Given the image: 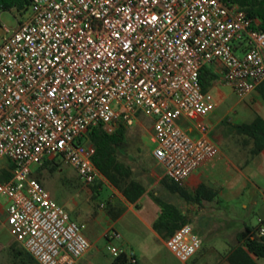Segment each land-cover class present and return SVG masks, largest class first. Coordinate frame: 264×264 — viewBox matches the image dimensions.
Segmentation results:
<instances>
[{
  "label": "built area",
  "instance_id": "2783aa9c",
  "mask_svg": "<svg viewBox=\"0 0 264 264\" xmlns=\"http://www.w3.org/2000/svg\"><path fill=\"white\" fill-rule=\"evenodd\" d=\"M204 66L216 73L210 87L227 84L240 99L264 80V31L234 0H31L0 44V160L13 165L0 195L9 233L39 264H76L91 243L31 165L58 156L84 184L105 181L86 131L143 114L153 120V157L181 186L217 152ZM257 226L263 235L264 218ZM200 245L189 223L166 239L181 263Z\"/></svg>",
  "mask_w": 264,
  "mask_h": 264
},
{
  "label": "crops",
  "instance_id": "0c3cea01",
  "mask_svg": "<svg viewBox=\"0 0 264 264\" xmlns=\"http://www.w3.org/2000/svg\"><path fill=\"white\" fill-rule=\"evenodd\" d=\"M262 83H264V80L258 86ZM258 86L255 88L256 90ZM252 97H254V94ZM252 99L246 98L247 101L240 109L239 117L235 121L230 122L239 124L250 121L255 112L264 118V110H262L264 106H261L262 108L260 109L256 108L254 112L250 109ZM209 114L204 117V121L208 120ZM141 115L143 114L137 115L135 122L145 126L147 122L152 121V136V118L144 115L147 117L144 120L141 118ZM227 135L230 138L228 142L229 146L226 145L227 151L225 152L215 143L217 152L214 157L193 171L181 185L187 193L193 195L198 186L203 184L215 191L216 195L214 198L207 199L201 196L196 201H185L161 184L160 180L165 176L163 174V167L156 160L160 168H150L148 166L149 168L147 169L141 167L139 172H136L134 167L129 163L134 170L136 178L144 184L145 191L135 203L126 201L121 195L120 203L123 206V212L117 218L112 219L113 223L121 221L128 214H133L139 217L144 228L149 236L154 239L155 243L162 244L167 248L166 239L162 238L152 226L160 211V207L153 196H159L166 201L176 204L180 208L187 218V223L192 226L194 232L200 238V248L189 260L199 255L201 257V264H230L226 260V256L230 248L236 243V234L245 226L256 227L258 219L264 218V146L255 154H252L254 145L250 137L238 135L239 137H235V139L233 137L232 139L230 134ZM153 159L155 158L153 157ZM141 173H149L156 178L155 182L159 181L169 199L158 195L157 191L152 189L153 185L146 186L144 181L138 178V175ZM63 179L67 182L70 181L65 174L63 175ZM146 194H151L157 206L148 204V206L143 207L142 200ZM181 201H183V205ZM248 214H251V219L247 218ZM211 216L220 217L223 220L218 223L209 222L207 219ZM234 220L237 221L236 226L232 225V221ZM132 230L141 238L137 244L132 243L121 232L114 230L118 234V237L112 239H122L115 246L125 251L133 250L136 257L135 264H166L158 255L155 246L147 241V238L140 230L136 227H132ZM107 231L104 233V236ZM207 239H211L212 241L209 249H205V241ZM90 243L92 246L93 243ZM90 248L77 260L76 264H112L113 258L108 261L100 254L89 255ZM218 248H223V251H220ZM147 250L150 253L148 256H145L144 252ZM258 264H264V261L260 260Z\"/></svg>",
  "mask_w": 264,
  "mask_h": 264
},
{
  "label": "rangeland",
  "instance_id": "374dc122",
  "mask_svg": "<svg viewBox=\"0 0 264 264\" xmlns=\"http://www.w3.org/2000/svg\"><path fill=\"white\" fill-rule=\"evenodd\" d=\"M28 15L29 9L22 16L17 15L13 10L0 12V44L3 38L17 27L18 21H24ZM209 90L214 99V107L205 123L210 129L212 140L226 152V145L229 146L228 142L230 141L227 134H230L232 139L233 137L234 139L235 137H239L228 121H235L239 117L240 109L247 101L246 98L250 100L253 98L250 106L252 112L256 108L260 109L262 108L261 106H264V99L256 89L246 98L240 99L235 95L232 88L224 83H217L211 86ZM253 94L254 97H252ZM141 118L146 120L147 117L141 115ZM221 119H223L222 122H220ZM145 126L135 122L132 126L127 127L126 130L127 147L124 151L125 155L121 159L130 163L136 172H139L141 167L147 169L149 167L160 168L152 156L154 147L151 141L152 121L147 122ZM50 159H53L54 163L58 164L54 170L51 171L48 167L40 169L41 164H33L31 165V175L38 179L53 200L62 207H66L65 210L74 221L84 224L83 232L90 242L93 243L88 252L89 255L100 254L106 260H112L114 256L106 246L108 244L118 245L122 239H111L108 242L104 233L107 230L110 232L117 230L130 239L132 243L137 244L141 238L132 230V227H136L147 238V241L155 246L158 255L166 264H201V257L199 255L185 263L179 262L165 246L155 243L154 239L149 236L144 228L139 217L133 214H128L124 219L114 224L113 220L107 215L106 208L109 201L117 207L121 202V194L105 180L102 181L101 188L97 189L95 197H92L93 193L89 192L87 185L81 181L71 166L66 165L58 156H53ZM5 163H7V160H0V166ZM64 174L70 181L67 182L63 179ZM138 178L142 179L146 186L153 185L152 189L157 191L158 195L169 199L167 193L164 192L163 186L159 184V181L155 182L156 178L149 173H141L138 175ZM6 201L7 199L3 195H0V243L6 246L0 250V264H12L13 259L10 244L14 240L8 231L6 223ZM148 204L157 206L151 194H146L142 200L143 207L148 206ZM181 204L183 205V201H181ZM251 217V214H248L247 218L251 219ZM207 220L218 223L223 218L211 216ZM236 224V220L232 221L233 226H236ZM211 245V239H207L205 241V249H209ZM15 246L16 248H21L20 244H16ZM218 249L223 251V248ZM149 253V250L144 252L145 256H148Z\"/></svg>",
  "mask_w": 264,
  "mask_h": 264
},
{
  "label": "trees",
  "instance_id": "16d2710c",
  "mask_svg": "<svg viewBox=\"0 0 264 264\" xmlns=\"http://www.w3.org/2000/svg\"><path fill=\"white\" fill-rule=\"evenodd\" d=\"M246 12V14L255 19L257 28L264 31V0H234ZM31 0H0V12L15 11L17 15L22 16L29 9ZM22 21L19 20L20 24ZM236 48L240 51L243 49V42H239ZM216 77V73L209 66H204L200 71V83L202 90L206 91L211 85V81ZM258 92L264 99V83L257 88ZM237 135L247 136L253 140L255 154L262 146H264V118L258 113H254L250 121L239 124L228 121ZM127 125L117 121L113 123L112 128L108 130L104 124H97L89 128L85 133V140L89 142L94 152L91 156L92 162L100 171L110 186L115 188L122 197L130 202L135 203L137 199L144 193V184L136 178L133 168L123 159L125 155L124 149L126 143ZM53 159L45 158L41 163L40 169L48 167L54 170L57 166ZM13 165L7 163L0 166V181L8 180L12 176ZM161 184L169 191L176 193L185 201H196L198 197H206L212 199L216 193L214 190L200 185L193 195L187 193L182 186L173 183L166 177L160 180ZM89 192L95 197L97 189L101 188L102 181L96 180L92 184H85ZM154 200L160 207V211L156 219L153 221V228L158 234L167 239L179 226L187 223L185 214L180 208L159 196H153ZM123 212L121 203L116 207L108 202L106 213L111 219L117 218ZM258 226H245L236 234V243L230 248L226 256V260L230 264H258V261H264V234H258ZM10 244L13 252L12 264H39L22 246L16 248L19 244L15 239ZM4 246L0 243V250ZM112 264H132L129 262L125 250L121 251L113 257Z\"/></svg>",
  "mask_w": 264,
  "mask_h": 264
}]
</instances>
